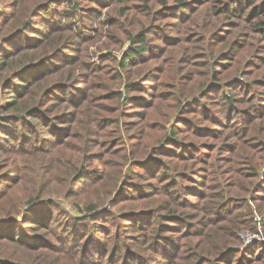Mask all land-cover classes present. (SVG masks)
<instances>
[{
  "label": "trees",
  "instance_id": "1",
  "mask_svg": "<svg viewBox=\"0 0 264 264\" xmlns=\"http://www.w3.org/2000/svg\"><path fill=\"white\" fill-rule=\"evenodd\" d=\"M263 167L264 0H0V264H264Z\"/></svg>",
  "mask_w": 264,
  "mask_h": 264
},
{
  "label": "built area",
  "instance_id": "2",
  "mask_svg": "<svg viewBox=\"0 0 264 264\" xmlns=\"http://www.w3.org/2000/svg\"><path fill=\"white\" fill-rule=\"evenodd\" d=\"M256 220L259 222V224L262 222V218L261 217H256ZM241 238L244 241V246H248L249 244H251L252 242L255 241H262L264 240L262 231L259 232H242L241 233Z\"/></svg>",
  "mask_w": 264,
  "mask_h": 264
},
{
  "label": "rangeland",
  "instance_id": "3",
  "mask_svg": "<svg viewBox=\"0 0 264 264\" xmlns=\"http://www.w3.org/2000/svg\"><path fill=\"white\" fill-rule=\"evenodd\" d=\"M68 8L70 9L71 7H70V5L66 4V5H63L61 9H68ZM98 20H99V18H98ZM102 20H103V18H102ZM129 45H130V42L128 41V42L126 43V45H125V46H127L126 48H128ZM94 49H95V47H92V50H94ZM121 56H122V54H121ZM119 57H120V55H119ZM261 179H262V180L264 179V167H263V170H262ZM66 206H67L68 208H71V209H72V207H69V205L66 204ZM263 237H264V236H263ZM262 241H263V240H262ZM255 242H257V241H255ZM255 242H252L251 244H254ZM251 244H249V245H251ZM249 245H248V246H249Z\"/></svg>",
  "mask_w": 264,
  "mask_h": 264
}]
</instances>
